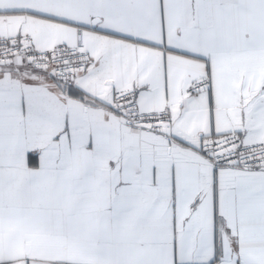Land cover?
Returning a JSON list of instances; mask_svg holds the SVG:
<instances>
[{"label": "snow or ice", "instance_id": "snow-or-ice-1", "mask_svg": "<svg viewBox=\"0 0 264 264\" xmlns=\"http://www.w3.org/2000/svg\"><path fill=\"white\" fill-rule=\"evenodd\" d=\"M0 264H264V0H0Z\"/></svg>", "mask_w": 264, "mask_h": 264}]
</instances>
